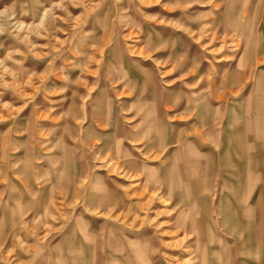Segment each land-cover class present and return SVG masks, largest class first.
Here are the masks:
<instances>
[{
  "label": "rangeland",
  "instance_id": "374dc122",
  "mask_svg": "<svg viewBox=\"0 0 264 264\" xmlns=\"http://www.w3.org/2000/svg\"><path fill=\"white\" fill-rule=\"evenodd\" d=\"M247 150L264 0H0V264H264Z\"/></svg>",
  "mask_w": 264,
  "mask_h": 264
},
{
  "label": "crops",
  "instance_id": "0c3cea01",
  "mask_svg": "<svg viewBox=\"0 0 264 264\" xmlns=\"http://www.w3.org/2000/svg\"><path fill=\"white\" fill-rule=\"evenodd\" d=\"M250 151V150H249ZM247 150V154L249 152ZM250 156L249 159L253 160L251 164V169L247 168V171L250 173H247V178L249 179V183L247 185H245L248 190H253L256 186L257 180L259 179H264V168H262L261 170L257 171L259 169V164L257 162V154L254 151H250ZM246 154V153H245ZM251 170V171H249ZM242 188V187H241ZM251 212H243L242 216H246V217H250ZM258 219H259V224H257L256 226H254V230L251 228L250 225L246 224L245 225V229L247 230L245 233L246 236V242L245 244L247 245H251V247H253L252 245H257L256 250L260 249V256L261 258H264V226H263V222H264V211L259 210L258 212ZM241 224L239 223L237 225V228H240ZM260 245V247L258 246Z\"/></svg>",
  "mask_w": 264,
  "mask_h": 264
},
{
  "label": "bare ground",
  "instance_id": "6f19581e",
  "mask_svg": "<svg viewBox=\"0 0 264 264\" xmlns=\"http://www.w3.org/2000/svg\"><path fill=\"white\" fill-rule=\"evenodd\" d=\"M116 218V217H115Z\"/></svg>",
  "mask_w": 264,
  "mask_h": 264
}]
</instances>
